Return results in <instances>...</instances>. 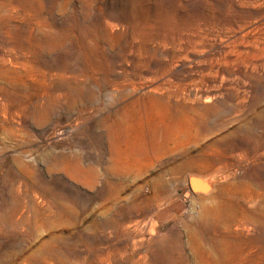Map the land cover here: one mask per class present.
Masks as SVG:
<instances>
[{"label": "rangeland", "instance_id": "obj_1", "mask_svg": "<svg viewBox=\"0 0 264 264\" xmlns=\"http://www.w3.org/2000/svg\"><path fill=\"white\" fill-rule=\"evenodd\" d=\"M0 264H264V0H0Z\"/></svg>", "mask_w": 264, "mask_h": 264}, {"label": "water", "instance_id": "obj_2", "mask_svg": "<svg viewBox=\"0 0 264 264\" xmlns=\"http://www.w3.org/2000/svg\"><path fill=\"white\" fill-rule=\"evenodd\" d=\"M199 180H203V179H201V178H199V177H197ZM191 180V179H190ZM190 182V181H189ZM205 184V186L203 185V186H194L193 184H191V182H190V186H191V191L192 192H207L208 191V189H209V186H208V183H204Z\"/></svg>", "mask_w": 264, "mask_h": 264}, {"label": "bare ground", "instance_id": "obj_3", "mask_svg": "<svg viewBox=\"0 0 264 264\" xmlns=\"http://www.w3.org/2000/svg\"><path fill=\"white\" fill-rule=\"evenodd\" d=\"M200 183V182H199ZM194 184V183H193Z\"/></svg>", "mask_w": 264, "mask_h": 264}]
</instances>
